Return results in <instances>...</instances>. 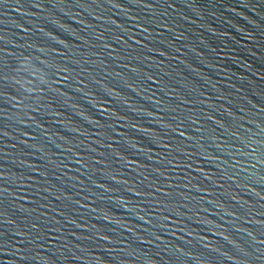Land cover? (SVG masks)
Returning a JSON list of instances; mask_svg holds the SVG:
<instances>
[{
    "label": "water",
    "instance_id": "obj_1",
    "mask_svg": "<svg viewBox=\"0 0 264 264\" xmlns=\"http://www.w3.org/2000/svg\"><path fill=\"white\" fill-rule=\"evenodd\" d=\"M0 77V264H264V0H0Z\"/></svg>",
    "mask_w": 264,
    "mask_h": 264
},
{
    "label": "snow or ice",
    "instance_id": "obj_2",
    "mask_svg": "<svg viewBox=\"0 0 264 264\" xmlns=\"http://www.w3.org/2000/svg\"><path fill=\"white\" fill-rule=\"evenodd\" d=\"M136 2L139 4L140 2H141V0H136ZM113 7H115V5H113ZM161 15H163V13H161ZM0 79H3V77H0ZM210 118V117H209ZM0 191H6V189H4V190H0ZM5 216V212H4V210H3V208H0V218H3ZM4 222H7V223H11V221L10 220H8V221H5V220H3V219H0V223H4ZM3 236V234L2 233H0V237H2ZM98 239L99 240H101V241H103V239H104V237H103V235H101V236H99L98 237ZM223 239L225 240V241H227V243L230 245V244H232V241L231 240H229V237L227 236V235H225V236H223ZM6 245H4L3 243H0V248H2V247H5ZM232 248L233 249H235L236 251H238V252H240L241 250L240 249H238V248H236V245H232ZM177 253H179V249H177ZM242 255H246L247 253H241ZM220 255H225V252H220ZM22 259H23V257H21ZM78 257H76V256H74L73 257V259H77Z\"/></svg>",
    "mask_w": 264,
    "mask_h": 264
}]
</instances>
